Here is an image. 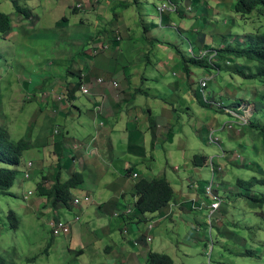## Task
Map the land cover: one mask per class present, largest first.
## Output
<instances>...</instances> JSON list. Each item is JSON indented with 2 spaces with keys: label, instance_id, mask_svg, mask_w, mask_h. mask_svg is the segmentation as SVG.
<instances>
[{
  "label": "rangeland",
  "instance_id": "1",
  "mask_svg": "<svg viewBox=\"0 0 264 264\" xmlns=\"http://www.w3.org/2000/svg\"><path fill=\"white\" fill-rule=\"evenodd\" d=\"M2 1L0 12L14 8L11 0L8 5L5 4L8 0ZM81 1L44 0L47 2L44 8L37 9L39 20L31 21L32 27L36 28L34 32L25 34L21 31L26 29L23 26L9 40L0 34V127L14 141L27 139L39 145L23 153L17 167L18 176L10 190L12 195L0 194V254L10 264H111L102 256H92L89 250L77 255L82 249L78 246L79 229L82 233L98 230L97 219L103 218L110 223L109 214L97 215V209L92 208L88 220L85 217L73 223V215L70 214L68 220L62 217L71 225L73 223L72 236L52 237L49 223L57 217V212L49 204L46 207L47 200L36 192L39 180L32 177V172L31 178L25 179L27 163H36L40 154L53 162L50 160L53 152L49 154L41 148L53 145L57 126L68 128L78 121V118L57 117L53 108L54 102L57 106V67L64 73L69 66L65 74L72 72L73 75L65 79L74 85L75 105L84 107V118L90 116V96L77 89V75H83L77 70L89 66L92 61L99 63V57H94L89 47L100 45L103 37L111 45L110 50L103 53L111 64L110 69H102L105 79L124 87L130 78L134 87L136 81H141L142 74L147 75L150 80L148 91L153 96L182 105L172 134L158 136L166 140L162 147V144L151 147L147 137L153 140L155 134H142L120 139L115 149H111L115 141L108 143L107 140L102 150L105 161L114 163L112 170H117L123 163L125 168L120 172L123 176L126 167L136 164L148 179L166 178L174 188L175 202L186 197L197 198L198 202H189L191 209L197 202V213L188 217L177 212L172 217L170 212L168 219L155 225V244H163L162 252L171 256L175 264H264V207L256 210L249 207L240 196L246 191L236 184L239 179L249 181L261 172L264 175V137L258 131L264 126V77L244 78L236 70L255 74L258 70L256 63L228 57L226 60L216 58L217 68L191 64L187 79L182 59L176 54L178 47L189 60L191 45L196 44L202 33L205 40L192 48L197 54L204 49L244 47L248 35L264 33V15L254 12L243 17L237 14L234 11L236 0H222L221 3L204 0L206 11L203 16L191 18V13L194 14L196 7L203 3L191 4L187 0L185 9L192 7V12L187 11L188 17L181 7L178 14L171 13L163 22L157 10L159 0H142V3L128 8L120 5L132 4V0H90V5V2ZM178 1L181 6L183 0ZM18 4L26 8L32 6L29 0H18ZM78 4L82 8H78ZM17 13L13 19L15 24L20 18L30 23L27 17ZM153 36L161 43L169 41L172 47L164 43L149 45ZM117 37L121 38L119 44L113 42ZM81 43L89 56V59L83 58L82 65L80 56L83 50L76 55ZM114 46H121L123 50H115ZM127 47L129 52L125 50ZM60 52L68 57L61 62L57 61ZM182 79L185 80L183 85L180 84ZM205 80L208 81L204 96L201 82ZM173 85L175 87L171 90L169 86ZM67 88L72 90V86ZM212 103L222 104L233 113H226ZM72 114L76 112L72 110ZM240 118L248 123L243 125ZM73 137L75 141H81L75 133ZM133 145L140 146L145 154L135 159ZM169 150H173L177 160L171 162L168 159ZM196 155L206 156L207 163L195 167L193 158ZM211 159L222 168L219 177H213ZM128 162L131 164L127 166ZM3 167L6 166L0 162V168ZM54 170L41 173L46 174L42 180L48 186L53 184L54 178L50 180V175ZM212 180L218 184L217 193L223 199L221 208L210 217L211 198H207L203 190ZM96 185L98 183L86 178L82 189ZM193 185L198 189H193ZM260 193L264 194V188L256 187L251 191L252 195ZM10 211H14L20 221L17 229L10 226ZM111 220L120 235L117 219ZM51 241L53 244L45 254ZM248 252L253 255H246Z\"/></svg>",
  "mask_w": 264,
  "mask_h": 264
},
{
  "label": "crops",
  "instance_id": "2",
  "mask_svg": "<svg viewBox=\"0 0 264 264\" xmlns=\"http://www.w3.org/2000/svg\"><path fill=\"white\" fill-rule=\"evenodd\" d=\"M13 1V0H11ZM18 1V0H16ZM32 2V6L27 8L31 14L27 17L30 23L26 22L24 19H18L17 23L15 24L13 19L17 12L13 10L15 8H10V11L6 12L1 10V12L8 14L13 23V29L9 34H2L5 40H9L11 35L15 34L20 28L25 27L24 31L25 34H29V32H34L32 27L31 21H38L40 16L37 14L38 8H44L47 4L44 3V0H29ZM58 1V0H56ZM142 3V0H139ZM187 0H183L181 2V9L185 13V17H188L187 11H185V3ZM191 4L203 3V5H199L196 7V12L194 14L191 13V18H197L203 16L206 11V5L204 0H188ZM197 1V3H195ZM217 2L221 3L222 0H216ZM81 2L91 4L90 0H83ZM9 0L5 2L8 5ZM13 3V2H12ZM85 6V4L80 3ZM88 5V6H89ZM0 6H3V1L0 0ZM14 7V6H13ZM26 8V7H25ZM16 11V10H15ZM18 14V13H17ZM184 17V18H185ZM20 24V25H19ZM198 32V31H197ZM149 35L152 36V32L149 31ZM153 41L158 43L159 41L155 36H153ZM101 42L98 44H108L105 42L103 37L100 38ZM70 40V39H69ZM205 40V34H201L200 38L196 40V44L191 45L193 49L194 46H198L202 41ZM65 42V41H64ZM105 42V43H104ZM164 44H170L169 41H162ZM116 44V43H115ZM202 44V43H201ZM110 45V44H108ZM155 45V44H154ZM94 46V45H93ZM78 52L76 55H79L81 51L84 52V45L83 43L79 44ZM115 50H123L121 46H114ZM201 47H199L200 49ZM129 52V47L125 49ZM59 51V50H58ZM57 61H63L67 57L66 53L60 52L58 55ZM88 58V53H83L80 56V64L83 63V58ZM100 61L98 64H95L93 61L89 66L81 67L77 71H82V76L84 79V84L90 90V104L92 105V111L90 116L87 118L85 117V113L83 111L84 107L76 106L75 100L76 96L73 94L71 101H65L60 103L57 101V106L55 102L53 103L55 112L57 113V117L62 116L64 118H74L77 119L74 124L69 125V127H60L63 131L62 136L57 137L53 141V145L48 147H43L44 151H51L53 154L50 157V160L53 162L48 161L43 154H40L36 163H34V168L32 170V177H36L39 183L42 181L43 177L46 174L41 175L44 171L45 173L48 171L50 172L53 168L54 173L51 174L50 180L55 178L56 174H60L61 181H67L74 172L82 173L85 181L86 178L90 181H95L98 183L94 188L91 186L89 189H76L72 191L73 198H80L84 195L91 196V203L89 205H85L80 209L74 208L71 205L70 209H65L60 207L57 210H54L55 213L57 212V218L64 217L68 220L69 215H80L83 218H89L92 215V208H96V214L99 215L100 213H105L110 215V223H108L103 218H98L96 221L97 226H100V229L92 231L87 230L85 233L79 229L78 231V246L82 249L79 250H89L92 256H102L104 257L105 262H109L111 264H140L147 262V257L150 252H157L162 253L164 250V245H157L155 244V235L154 230L151 232L152 242L146 243L144 240L147 234V227L148 221L152 219L156 226L162 224L165 219H168L167 215L171 212L172 217L179 212L184 213L185 216H191L193 213H197V210L191 209L189 202L195 201L197 198L194 196L183 198L181 202H174L171 206L162 211L155 213V214H147L145 217L140 219L131 218H115L113 215L117 212H123L129 207H134L136 197H135V184L138 179L133 177V173H137L140 177H145L141 170L139 169L138 165H129L131 164L128 162L126 167L127 172L123 176L120 172L124 170L123 163L121 166L116 170H112L111 167H114V163L111 161L106 162V157L102 154V150L105 149V143L108 140V143H112L115 141V144H111V149H115L118 147L117 142L120 139H130L135 137L136 135L149 136V134H155L154 139L151 140L147 137L151 143V147L155 148V146L160 147L164 145V140L162 137H158L159 135H171L174 126H175V118L179 115L180 109L182 105L178 103V106L174 103H170L167 99H164L160 96H153L148 90L149 86V79L147 75L142 74L140 77V82L135 83V86H131L132 81L129 78L127 83L124 87H121L119 84L117 87H114L112 83L116 82H107L104 86L97 85V79L103 77L104 71L102 69H110V61L107 60L106 56L100 55ZM174 58V56H172ZM68 58V57H67ZM74 59V56H73ZM147 62H150L148 59ZM69 69V66L65 70V72ZM76 71V72H77ZM62 73L61 69L57 67V97L61 94H65L67 91V87L72 86V90H74L73 83H70L67 79L69 75H73L72 72L67 74ZM127 72H125V76H127ZM183 80V79H182ZM185 80L180 81V84H184ZM117 84V83H116ZM179 84V85H180ZM140 87V89H137ZM173 86H169L171 90H173ZM25 97V96H24ZM54 99V98H53ZM190 99V98H189ZM154 100V101H153ZM179 102V101H175ZM101 106V116L102 119L99 121L105 122L104 127L98 126V120L96 118L95 109ZM72 110L76 112L75 115L72 114ZM76 125V126H74ZM74 126V127H72ZM73 133L84 142H90L93 138H96L95 147L98 150V154H88L86 152H73L69 146L75 141L76 139L73 137ZM174 134V133H173ZM145 138V140L147 139ZM107 143V144H108ZM41 146V145H40ZM134 153L136 154L135 159H138L140 156L144 155L143 149L140 146H132ZM168 152V159L173 162L176 159L174 158L173 150H169ZM206 157V156H205ZM207 158V157H206ZM53 165V166H52ZM135 168V171L129 173L128 169ZM120 169V170H119ZM64 171L67 172V175L64 174ZM147 178V177H145ZM148 179V178H147ZM151 180V179H149ZM37 183V184H39ZM100 184V185H99ZM171 184V183H170ZM45 199V198H44ZM176 199V198H175ZM188 203V205L186 204ZM45 206H48V203H44ZM178 209L174 211L175 209ZM173 209V212H172ZM190 213V214H189ZM172 217H170L172 219ZM117 219V225L119 226L120 235L116 232V227H114V222L111 220ZM87 223V221H84ZM147 223V224H146ZM135 224H138L135 227ZM128 228L129 234L125 236L122 234L123 229ZM72 236V235H71ZM141 239V244L136 247L134 245V241L136 239ZM83 239V241H82ZM73 242V240H71Z\"/></svg>",
  "mask_w": 264,
  "mask_h": 264
},
{
  "label": "trees",
  "instance_id": "3",
  "mask_svg": "<svg viewBox=\"0 0 264 264\" xmlns=\"http://www.w3.org/2000/svg\"><path fill=\"white\" fill-rule=\"evenodd\" d=\"M13 6L16 12L20 13L25 17H29L31 12L18 4V1L13 0ZM139 0H132V4H122V8H128L130 5H138ZM234 11L241 16H249L254 12H258L259 15H264V0H236L234 4ZM169 16H165L163 22ZM13 29V23L11 17L3 12H0V34H9ZM146 29V28H145ZM147 31V29H146ZM113 42L119 44V41L114 40ZM160 42H158L159 44ZM149 45L153 46L156 43L148 42ZM162 44V43H161ZM91 45V44H90ZM172 47L169 44H166ZM174 48V46H173ZM219 60H226L228 57L236 59H244L248 63H256L257 72L255 74L248 75L243 70H236V73L243 76L246 79H254L256 77H264V33L256 32L255 34L248 35L246 37V43L244 47H226L218 50ZM176 54L179 55L183 63V71L189 78L190 69L189 66L195 65L198 67L211 68L212 66L206 60H198L190 57L186 59L181 51L176 47ZM1 57V55H0ZM218 66V64H216ZM79 82L77 89L81 85L82 77L79 76ZM68 89V88H67ZM75 90L66 91V101H71ZM259 135L264 137V126L258 129ZM39 145L36 141L27 139H21L14 141L11 139L8 132L0 127V162L6 167L0 168V194L11 196V188L14 186L15 180L18 176L17 167L21 164L23 153L34 148H38ZM208 159L205 156L196 155L193 158V164L195 167H202L207 163ZM135 171V168L128 169L131 173ZM254 175L249 181L237 180L239 188L244 189L246 193H241L240 196L247 203V205L253 209H262L264 207V194L252 195V189L256 187L264 188V175L263 172ZM45 180V178H43ZM44 180L38 185L36 192L42 198L47 200V203L54 210L60 207L70 209L73 205L72 191L76 189H82L85 183V178L82 173L74 172L71 177L65 181H61L60 174H56L53 184L48 186ZM218 192V191H217ZM220 196V195H219ZM135 217L140 218L147 214H155L163 209L168 208L175 202V191L170 182L166 178L160 179H147L140 177L135 184ZM222 198V196H220ZM208 198V197H207ZM223 199V198H222ZM8 218L10 219V226L12 229H17L20 221L14 211L9 212ZM53 241V240H52ZM48 243L45 250V254H48L51 245ZM84 251L80 250L77 255L83 254ZM246 255H253L252 252H248ZM0 264H10L9 260L0 254ZM147 264H175L174 260L168 254H162L157 252H150L147 257Z\"/></svg>",
  "mask_w": 264,
  "mask_h": 264
},
{
  "label": "built area",
  "instance_id": "4",
  "mask_svg": "<svg viewBox=\"0 0 264 264\" xmlns=\"http://www.w3.org/2000/svg\"><path fill=\"white\" fill-rule=\"evenodd\" d=\"M95 2H97L98 0H94ZM161 3L160 5L157 7V10L159 12V15L161 17V21H163L164 17L167 15H170L171 13H179L180 12V3L178 0H159ZM78 8H82V5L78 4L77 5ZM186 11H192V7H187ZM121 38L120 37H117V41H120ZM110 48V46L108 44H100L98 46H92V47H89L90 50L93 51V55L94 57L96 56H99L101 55L102 53H105L106 51H108ZM190 53L192 55V58H195V59H198V60H206L212 67L216 66V63H214V61L218 60V56H219V53L216 49H211V50H207V49H204V50H201L198 54L195 53V51L191 48L190 49ZM207 81L208 80H205V81H202L201 82V87H202V94L205 96L204 94V89L207 88ZM107 80L105 78H98L97 79V85L99 86H104L106 84ZM118 84L116 83H113V86L114 87H117ZM79 90L81 91V93L83 95H90V90L87 86H85L84 84H82L79 88ZM54 92V91H53ZM56 100L60 103H63L66 101V95L65 94H61L59 95L58 97H56ZM212 105H215V106H218L219 108L221 109H224L226 113H233L230 109L228 108H225L223 107L222 104H218V103H212ZM95 113H96V116H101V106H98L96 109H95ZM240 121L241 123L244 125V124H247V122L244 123V118H240ZM243 121V122H242ZM105 123L104 122H100L99 123V127H104ZM231 128V126H230ZM62 135V131L59 127H57V129L54 130V137H59ZM212 137V135H211ZM95 141H96V138H93L92 141L90 142H82V141H75L71 144V150L73 152H86L88 154H97L98 153V150L97 148L95 147ZM211 166H212V173H213V177H219L221 171H222V168L218 165H215L214 164V160L211 159ZM34 168V163L33 162H28L27 163V171L25 173V179H30L31 177V172ZM133 177L138 179L139 178V175L137 173H134L133 174ZM217 186L218 184L215 183L214 180H212L203 190L204 194L206 195V197H210L211 198V203L209 205V209L211 211L210 213V217H212L220 208H221V205H222V198L219 196V194L217 193ZM193 189L197 190L198 187L197 186H192ZM197 201V200H195ZM194 202V201H192ZM198 202V201H197ZM197 202L195 204V206H193V209L194 210H198V206H197ZM91 203V196L89 195H84L80 198H75L74 201H73V205L74 207L76 208H81L82 206L84 205H87ZM134 213V209L133 208H129L127 209L123 214L125 217H128V216H131L132 214ZM115 217H121V213H115L114 214ZM80 220L79 217H76L75 218V221L78 222ZM49 226L51 228V232H52V235L54 237H60V236H69L71 234V223H69L68 221L66 220H63V219H60V218H53L51 220V222L49 223ZM155 228V224L154 222L152 221H149V223L147 224V234L144 238V241L146 243H150L152 242V236L150 235L151 232L153 231V229ZM124 234L127 235L128 234V231L125 230L124 231ZM139 238L136 239L135 241V245L138 246L140 244L139 242Z\"/></svg>",
  "mask_w": 264,
  "mask_h": 264
},
{
  "label": "clouds",
  "instance_id": "5",
  "mask_svg": "<svg viewBox=\"0 0 264 264\" xmlns=\"http://www.w3.org/2000/svg\"><path fill=\"white\" fill-rule=\"evenodd\" d=\"M191 12H192V11H191ZM94 46H97V45H94ZM109 46H110V48H111V45H109ZM110 48H109V50H110ZM109 50H108V51H109ZM216 50H217V49H216ZM102 54H103V53H102ZM99 56H100V55H99ZM96 57H97V56H96ZM102 78H104V77H102ZM83 79H84V78L82 77L81 85L84 84V80H83ZM106 80H107V82L109 81L108 79H106ZM107 82H106V83H107ZM81 85H80V86H81ZM84 85H85V84H84ZM79 88H80V87H79ZM88 96H89V95H88ZM96 118L99 119V120H98V123H99V121L102 119V116H96ZM102 122H104V121H102ZM104 123H105V122H104ZM98 126H99V124H98ZM104 126H105V125H104ZM57 127H58V126H57ZM59 128H60V127H59ZM60 129H61V128H60ZM61 131H62V130H61ZM62 134H63V131H62ZM53 136H54V135H53ZM61 136H62V135H61ZM53 138L56 139L57 137H53ZM73 142H75V141H73ZM82 142H84V141H82ZM70 146H71V145H70ZM70 149H71V147H70ZM97 154H98V153H97ZM133 174H134V173H133ZM139 178H140V176H139ZM139 178H138V179H139ZM74 199H75V198H73V201H74ZM73 201H72V202H73ZM91 202H92V201H91ZM89 204H90V203H89ZM89 204H87V205H89ZM73 206H74V205H73ZM84 206H85V205H84ZM82 207H83V206H82ZM82 207H81V208H82ZM74 208H76V207H74ZM129 208H133V209H134V213H133L131 216L125 217L123 213H124L127 209H129ZM129 208H127V209H126L125 211H123V212H117V213H121V217H124V218H131L132 220H134V219L137 220V219H140V218L146 216V215H145V216H141L140 218H137V217H135V206H134V207H129ZM76 209H80V208H76ZM113 216H114V215H113ZM76 217H79L80 220H81L80 215H76V216L73 218V223L76 222V221H75V218H76ZM114 217H115V216H114ZM121 217H115V218H121ZM55 218H57V217H55ZM60 219H62V218H60ZM80 220H79V221H80ZM79 221H78V222H79ZM149 221H152V219H150ZM149 221H148V223H149ZM68 222H69V221H68ZM152 222H153V221H152ZM69 223H70V222H69ZM73 223H72V225H71V229H72ZM146 224H147V223H146ZM154 224H155V223H154ZM146 227H147V225H146ZM125 230H127V231H128V234H129V229H128V228L123 229L122 234L125 235V234H124V231H125ZM71 233H72V231H71ZM128 234L125 235V236H128ZM70 235H71V234H70ZM70 235H69V236H70ZM52 237H54V236L52 235ZM135 241H136V240H135ZM135 241H134V245H135ZM142 241H144V240H142ZM139 242H140V244H141V239L139 240ZM140 244H139V245H140ZM139 245H138V246H139ZM135 246H136V245H135ZM138 246H136V247H138Z\"/></svg>",
  "mask_w": 264,
  "mask_h": 264
}]
</instances>
